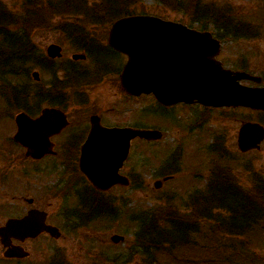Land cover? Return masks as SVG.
I'll use <instances>...</instances> for the list:
<instances>
[{
  "label": "rangeland",
  "instance_id": "obj_1",
  "mask_svg": "<svg viewBox=\"0 0 264 264\" xmlns=\"http://www.w3.org/2000/svg\"><path fill=\"white\" fill-rule=\"evenodd\" d=\"M56 1V0H49ZM71 0H66L65 3ZM183 1V0H176ZM41 7H46L47 18L39 26V30L34 32L33 41H35L37 48H41L42 52L46 47L53 42L63 40V35L59 33L56 26H60L62 22H72L77 25H83L88 23V19H84L85 15L80 14H66L69 9L63 10L61 15H57L53 18V12L48 7V0H40ZM77 11L88 12V16L96 20L97 23L94 27H91V34L96 38H107L108 31L111 26V20L113 18L105 17L104 15H97L101 11V5L96 0H73L71 1ZM234 2V3H233ZM0 4L6 7V11L9 12L11 17L21 15L26 9H39L37 5L26 7L22 5V0H0ZM229 5L232 9V14L237 18L246 16V20L253 16L257 10L264 11V0H196L194 7L189 4V1L175 7L173 2L160 3L158 0H142L136 4L130 5L129 12L132 14H149L156 16L164 20H170L187 25L190 28L201 30L203 23L209 22L210 19L221 16L228 9ZM1 6V5H0ZM201 8L207 10V15H203L200 12H195V9ZM233 16V17H234ZM104 20H101L100 18ZM207 18V19H206ZM254 19H259L258 17ZM203 20V21H202ZM32 21L25 22L26 24L33 25ZM255 23L254 21H252ZM54 26L48 27V24ZM249 23V22H248ZM247 23V24H248ZM251 23L252 25H254ZM249 25V24H248ZM250 25L251 28L253 26ZM210 25L206 29L210 30ZM255 26V25H254ZM264 28V26H263ZM250 29V34L242 36L234 43L225 44V54L234 52L235 55L229 61L228 64H233L237 60V56L248 58L249 65L246 66L249 72L263 77L264 84V29H261L256 37ZM232 48H235L234 50ZM68 48H66L67 50ZM39 65V64H38ZM41 66V65H39ZM25 69V63L21 68ZM22 71V72H23ZM43 80L48 79V73L42 68L38 69ZM25 72V71H24ZM27 73V72H26ZM106 80L100 84L98 88L93 90L96 94L92 93L86 96V103L96 104L101 102L102 108L112 107L113 113H111L110 120L114 122H125L132 124L134 121L145 123L150 126H154L163 131V138L159 141L151 142L146 145L142 141L137 139L133 146L131 154L130 164L127 167V173L129 172L133 183H138L137 189L130 191L126 195V191L119 190V201L117 202V216L111 217L110 215L102 216L101 218L94 219L91 223L85 227H75L74 230H62L68 231L65 240L55 241L54 247L58 250V253H63V249H59L58 246L67 244L69 242V251H65L58 262H65V264H148L145 251L138 250V254L134 255L130 253L129 247L134 242L135 231L137 232L136 225H131L127 220L128 216L132 213L141 214L145 209L150 211L154 209L155 216L162 222L167 216H173L171 213L176 211L177 215H188L190 212L188 207L189 198L188 193L193 190L194 187L204 186V181L207 180L211 167H223L230 172L235 180L240 181L245 185H250L249 175L253 172H246L247 169L254 168V170L264 177V142L259 151H252L246 154H242L238 150L237 146V134L243 119L251 121L259 120L258 114L253 111L245 109H210L201 105L193 104V106H181L176 105L173 109H163L158 106L155 99L151 96L142 97L134 101L120 100V88H119V74L115 72H109ZM9 76V78H8ZM7 76V80L12 79L10 75ZM14 80V79H13ZM21 83V79L18 82ZM23 83H25L23 81ZM251 84V83H246ZM102 91L108 92L109 95H100ZM105 93V92H104ZM120 96V97H119ZM156 102V103H155ZM145 105L146 108L143 113L139 114L141 107ZM7 107L0 97V132L5 136L6 143L9 138L6 136H13L16 131L14 123V114L6 116L3 114L4 107ZM132 110V111H131ZM142 113V114H143ZM206 113V115H203ZM132 115H135L134 117ZM243 118V119H242ZM264 119V117H263ZM200 122L198 124L197 121ZM242 121V123H241ZM261 122H264L261 121ZM4 136H2L4 138ZM0 139V144L3 138ZM220 138L222 148L226 154L218 155L217 153H211L206 151L207 147H211V143L215 141V138ZM139 141V142H138ZM182 148L181 159L179 160V173L172 179L163 182L159 189L154 187V183L157 180H163L165 177L160 169V165L165 162H170V156L176 149V147ZM229 156V157H228ZM229 168H227V167ZM199 172L201 180H197L194 176ZM236 176H235V175ZM32 195L43 199L48 195L45 186L39 191L34 188ZM125 198H120V197ZM55 198L54 196H51ZM56 199V198H55ZM55 205V213L53 214L52 223L63 225L62 219L57 216V209L60 205ZM149 213V212H148ZM168 219V218H167ZM166 220V219H165ZM264 226V225H263ZM259 227L254 231H264V227ZM253 233V232H252ZM122 235L125 237L124 241L119 244H114L111 241L112 235ZM252 236V235H251ZM191 234L188 237L190 242ZM249 235H247V238ZM253 240L250 243V248L254 249L262 264H264V233L256 232L253 234ZM246 238V237H245ZM67 239V240H66ZM246 240V239H244ZM179 241V240H178ZM191 249V247H185ZM171 251V250H170ZM169 251V252H170ZM176 251L177 256L181 259L196 260V253L193 255L183 256V252L187 250L178 249ZM183 251V252H182ZM153 253L152 258L158 260L157 264H175L174 261L169 258L168 253ZM66 258H68L65 261ZM206 256V252L202 253V258ZM208 261H210V254L207 255ZM220 259H215L218 262ZM54 264H58L55 263ZM261 264V263H260Z\"/></svg>",
  "mask_w": 264,
  "mask_h": 264
},
{
  "label": "flooded vegetation",
  "instance_id": "obj_2",
  "mask_svg": "<svg viewBox=\"0 0 264 264\" xmlns=\"http://www.w3.org/2000/svg\"><path fill=\"white\" fill-rule=\"evenodd\" d=\"M33 1L26 0V2ZM230 7L229 5L225 14L223 13L217 18L213 17L208 22L210 32L220 42V52L217 59L226 69L254 74L246 68L249 62L246 56L242 57L244 55L237 56L235 63L228 64L235 53L225 54V44L227 42L234 43L240 37L249 35L250 29L254 35L248 37L257 38L261 29H264V11L260 12L259 9L253 16H247L249 19L246 20V16L245 18L241 17L242 19L234 16ZM256 17L259 19H254ZM48 27L54 29L53 26ZM57 31L63 35V40L50 43L43 52L41 48H37L35 41L30 43L33 51L31 65L25 69H28L32 75V97L26 102L27 109L20 111L35 119L41 115L44 109L57 108L66 114L68 125L60 132L49 136V140L53 144V153L37 160L28 157L26 150L20 144L12 141L11 136H6L9 138L8 143H6L4 134L0 132V139L4 136L0 144V228L9 219L22 218L32 209L45 212L47 214L46 222L54 225L52 223L55 213L54 204L60 205L57 209V216L62 219L65 230L84 227L102 216L110 215L112 218L117 216L118 191H126V195H128L132 191L131 186L116 185L107 191H103L93 186L80 169V157L90 135L91 118L97 117L100 124L106 128H156L145 123H135V121L132 124L111 121L113 106L102 108L101 102L88 105L86 96L92 93L96 94L93 90L106 80V74L109 72L120 74L127 61V56L112 48L108 43V38L98 39L96 36H79L76 34L80 31H87L84 24L66 23L60 25ZM51 44H56L62 48L61 57L52 58L48 56L47 50ZM66 48L68 49L66 50ZM75 54L85 55V58L75 59ZM8 67L9 62L6 58L1 59L0 57V74L6 73ZM39 68L47 71V80L42 79L38 71ZM119 88L120 95H122V97L119 96L121 101L122 99L134 101L145 97L144 95L134 97L127 94L121 88L120 82ZM106 94L109 95L106 91L100 93V95ZM144 106L138 111L140 116L146 109ZM134 142L133 140L131 143L128 159L120 171L121 174L130 179V184L132 178L125 169L130 164ZM146 145H149V142ZM250 170H253L249 175L250 185L245 186L240 179L235 180L238 190L255 189L258 191L259 188L264 187V177L258 174L253 167L247 170L245 168L246 172H250ZM44 186L50 195L47 194L45 198L40 199L31 194L33 188L40 191ZM61 232L62 235L57 239L51 237L47 232H42L36 238L6 239L7 247L2 244L0 238V264H54L55 260L58 264H65V262L59 263L58 260L62 255L64 256L65 251H69V242L58 246L59 249H63V253H58L54 247L55 241H63L67 236L68 231ZM14 247L21 248L24 252L29 253V256L7 257V251L13 250ZM23 251H21L22 254ZM67 259L65 255V261Z\"/></svg>",
  "mask_w": 264,
  "mask_h": 264
},
{
  "label": "water",
  "instance_id": "obj_3",
  "mask_svg": "<svg viewBox=\"0 0 264 264\" xmlns=\"http://www.w3.org/2000/svg\"><path fill=\"white\" fill-rule=\"evenodd\" d=\"M108 43L126 54L128 61L120 75L122 89L130 95L152 93L163 105L200 103L206 106H246L264 110V88L245 87L242 79L260 82V78L246 73H233L216 61L219 43L209 32H199L173 21L154 16L135 15L117 20L111 27ZM62 48L48 47V55L60 57ZM74 55L75 59L84 58ZM35 75V74H34ZM91 132L81 157V170L99 189L107 190L115 184H128L118 174L128 157L130 143L139 137L159 140V130L135 128H105L98 118H91ZM17 132L14 139L26 148V155L41 159L52 153L49 136L67 125L63 112L45 109L32 119L25 113L16 116ZM264 139V128L257 123H245L238 135L242 152L259 149ZM156 187L161 186L157 182ZM46 213L32 210L22 219H10L0 228V237H36L46 231L59 237L58 228L46 225ZM123 236L114 235L119 243ZM8 254V253H7ZM14 253L7 256H24Z\"/></svg>",
  "mask_w": 264,
  "mask_h": 264
},
{
  "label": "trees",
  "instance_id": "obj_4",
  "mask_svg": "<svg viewBox=\"0 0 264 264\" xmlns=\"http://www.w3.org/2000/svg\"><path fill=\"white\" fill-rule=\"evenodd\" d=\"M139 1L141 0H104L102 5L99 4L101 11L97 12V15L115 19L129 14V6ZM158 1L173 2L175 7L187 1L193 7L196 3V0ZM54 5L49 9L53 12L54 19L65 9H69L65 12L66 14L85 15L84 19H88V24L85 25L87 31L76 34L91 36L88 30L94 27L91 22L96 20L89 17L88 12L77 11L75 9L77 6H74L72 2L68 5L67 3ZM38 8L26 9L21 15L14 17H11L8 11L0 9V57L1 59L5 57L7 62L9 61L8 75L12 77L7 81L1 80L0 91H3V95L5 92L4 98L11 107V111L27 109L26 102L32 97V87L28 85V69H24V72L21 68L24 63L31 65L33 51L30 45V34L47 18L48 9ZM206 11L197 7L195 9V12L203 15H207ZM98 18L104 20L101 17ZM31 20L35 26L25 23ZM4 78L7 79V76ZM19 78L23 86L15 84ZM25 85L29 87H24ZM216 143L219 144L217 141ZM176 172L177 168H171L168 171L170 174ZM230 172L223 167H212L209 178L204 181V186L195 187L188 193L190 207L185 210L190 212L188 215L180 216L175 211L171 213L173 216H167L168 219L164 218L161 222L152 208L149 213L138 216L133 214L130 220L137 223V232L135 231L134 242L129 247L130 253L137 255L138 250L145 251L148 264L158 262L156 258H152L153 253L166 254L170 250L178 249L187 250L182 251L183 256H194L196 253L195 257L198 259L183 260L177 256L176 251L171 254L170 251L167 256L171 257L175 264H262L256 251L250 248V243L254 233H264V231H254L264 225V187L259 188L258 191L255 189L251 190L252 192L248 189V191H240ZM199 177L201 180V175ZM190 234L192 237L187 243ZM247 235H249L248 238ZM185 247H191V249ZM203 252H206V256L202 258ZM209 254L210 261L207 257ZM215 259L220 260L216 262Z\"/></svg>",
  "mask_w": 264,
  "mask_h": 264
}]
</instances>
